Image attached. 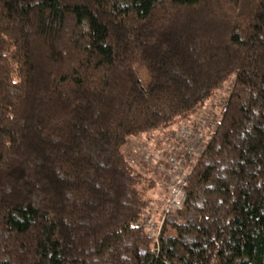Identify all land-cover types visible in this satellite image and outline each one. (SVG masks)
Returning a JSON list of instances; mask_svg holds the SVG:
<instances>
[{"label": "trees", "instance_id": "trees-1", "mask_svg": "<svg viewBox=\"0 0 264 264\" xmlns=\"http://www.w3.org/2000/svg\"><path fill=\"white\" fill-rule=\"evenodd\" d=\"M231 77L151 236L130 138ZM0 264H264V0H0Z\"/></svg>", "mask_w": 264, "mask_h": 264}, {"label": "rangeland", "instance_id": "rangeland-1", "mask_svg": "<svg viewBox=\"0 0 264 264\" xmlns=\"http://www.w3.org/2000/svg\"><path fill=\"white\" fill-rule=\"evenodd\" d=\"M232 79L233 77L225 81L222 86L217 89L215 93L208 99L203 108L198 113L192 115L185 122L173 125L169 129H166L165 131H168V133H166L165 131L151 132L149 135H146L141 139L142 141H144L151 138L150 140H148V143L146 142L147 144L142 143V146H144L143 148L144 150H146V146L149 145L150 151L151 149H154V153L158 152L156 150H160L159 159H155L153 158V156H150L148 159L143 158L144 160H142L139 157V154L142 155L141 153L144 150L142 147L139 148L137 147V144H134L140 140L141 135L130 138L129 143H132L130 146L131 149L129 150L131 159L134 162H137L141 159V161L138 163L140 169L147 173L155 181L153 189L147 191V195H149L151 199V208L148 207L147 216L152 217L153 219H155V221L158 220L159 217L162 220L164 219L166 215H162L165 206L164 200L168 195V191L170 189L169 187H171V182L173 179H175L176 181L178 175H182V173H177L176 175L173 174L175 172V169L169 162H167L168 155H172V153L176 155V152H180L179 148L182 145V142L178 141L180 138L178 137V135L180 134L179 126L188 125L194 128L202 139V142L205 144L206 140L208 139L209 130L211 129V125L213 123L212 121L219 115L222 99L229 93ZM177 128L178 135L174 133ZM192 137H194V134L192 135ZM187 141L192 142V139L190 141L187 139ZM140 143L141 141L138 143V145H140ZM123 150L125 151V154H128L126 145L123 146ZM136 153L138 156H136ZM153 159L155 160L153 161ZM152 162L154 163V165L152 164ZM182 162L183 164L181 165V168L187 169L189 167V162L191 161L188 160V162ZM156 222L157 224L159 223V221Z\"/></svg>", "mask_w": 264, "mask_h": 264}, {"label": "built area", "instance_id": "built-area-1", "mask_svg": "<svg viewBox=\"0 0 264 264\" xmlns=\"http://www.w3.org/2000/svg\"><path fill=\"white\" fill-rule=\"evenodd\" d=\"M179 135H178V128L175 130V134L178 135L180 142H182V145L179 148L180 152H176V155H174L172 153V155H168V159L167 162H169L175 169V172L173 174H177V173H182V175H178V177L172 180L171 182V187H169V191H168V195L166 196L165 200H164V209L162 212V215L164 216L167 212L171 211V210H178L181 208V205L185 199V193L183 190V185L185 183V178L186 175L190 169V164L189 167L187 169H183L181 168V165L183 164L182 161H187L193 159L194 157H196V155L199 154L203 142L202 139L200 138L199 134L197 133V131L188 126V125H180L179 126ZM194 134V137H192V135ZM187 139L190 141L192 139V142H188ZM154 149H149V145L146 146V150H144L141 154L142 157L144 159H148L150 156L155 159H159L160 158V150H156L158 152L154 153L153 151ZM152 153V155H151ZM153 159V161L155 160ZM172 168V167H171ZM172 170V169H171ZM175 181V182H174ZM156 221H159V223L157 224ZM153 219L150 216H147L146 219L143 222V225L146 229L149 230V234L151 236H156L157 235V231L160 227V224L162 223V219L159 217L158 220ZM156 222V223H155Z\"/></svg>", "mask_w": 264, "mask_h": 264}]
</instances>
